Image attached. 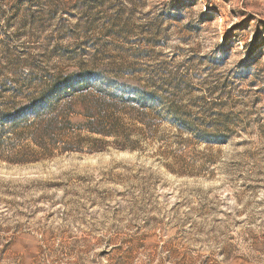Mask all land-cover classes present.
Instances as JSON below:
<instances>
[{
    "label": "rangeland",
    "instance_id": "374dc122",
    "mask_svg": "<svg viewBox=\"0 0 264 264\" xmlns=\"http://www.w3.org/2000/svg\"><path fill=\"white\" fill-rule=\"evenodd\" d=\"M0 264H264V0H0Z\"/></svg>",
    "mask_w": 264,
    "mask_h": 264
},
{
    "label": "trees",
    "instance_id": "16d2710c",
    "mask_svg": "<svg viewBox=\"0 0 264 264\" xmlns=\"http://www.w3.org/2000/svg\"><path fill=\"white\" fill-rule=\"evenodd\" d=\"M55 87V88H54ZM99 87H101V86H98V88ZM56 88H57V86L55 85V86H53L52 85V87H50L47 91H46V94H45V111H47V113H46V115L47 116H50L52 119H51V121L50 122H48V124H50V125H52V123H54V121H56L57 120V117H58V112H57V110L59 109L58 107H60L59 106V101L57 100V99H52V100H50L51 98H46V97H49V96H51L52 94H53V92L56 90ZM94 88V87H93ZM97 88V89H98ZM162 89V88H161ZM134 91H135V93L137 94V96H139V97H141V105H142V107L144 108V109H148V108H150L148 105H150L151 103H152V100H150V99H148L147 97H146V95H155L156 94V92H158L159 90H160V88L159 89H156V90H154V91H152V92H149V91H146V90H143V89H141V88H134L133 89ZM61 91H63L64 93L65 92H67V88H66V86H62V88H61ZM93 90L92 89H90V90H88L87 92H83L79 97H76V98H69L68 99V102L69 103H72V102H74V101H76L78 98H85V100H90L91 102H93L94 103V105H93V107H95V108H99V110L101 111V112H103V111H105V110H110L111 109V107H112V105H114L113 103L111 104V102L110 101H108L107 99H106V97L103 95V93H104V91H98L100 94H101V96H103V97H101V99L100 100H96V99H93L94 97H95V94H93ZM93 95V96H92ZM87 97V98H86ZM48 99V100H47ZM50 100V101H49ZM96 103V104H95ZM99 106H98V105ZM98 114H96V116H97ZM87 117H95V112H94V115L93 116H91V115H89V116H87ZM102 118H103V120H102V122H103V124H104V120H105V122L107 123L108 122V118H109V116H107L106 114H104L103 116H102ZM107 120V121H106ZM92 123L93 122H91L90 124L92 125ZM96 122H94L93 124H95ZM100 122H97V127L98 126H100ZM89 131L90 132H93V133H100V134H103V135H106V136H108V135H111L110 133H112V132H107L106 130H101V129H98V128H95L94 126L93 127H90L89 128ZM48 135H49V133H47ZM49 137H51V135H49ZM53 139L54 138H52L51 137V140L53 141ZM58 141H61V140H57V142ZM68 145H70V144H68ZM63 146V148H64V150H67V149H73V148H70V146ZM74 150V149H73Z\"/></svg>",
    "mask_w": 264,
    "mask_h": 264
}]
</instances>
